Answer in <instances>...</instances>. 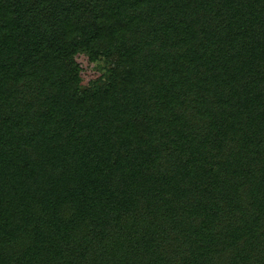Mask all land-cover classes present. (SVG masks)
Listing matches in <instances>:
<instances>
[{"label":"trees","instance_id":"16d2710c","mask_svg":"<svg viewBox=\"0 0 264 264\" xmlns=\"http://www.w3.org/2000/svg\"><path fill=\"white\" fill-rule=\"evenodd\" d=\"M0 264H264V0H0Z\"/></svg>","mask_w":264,"mask_h":264},{"label":"rangeland","instance_id":"374dc122","mask_svg":"<svg viewBox=\"0 0 264 264\" xmlns=\"http://www.w3.org/2000/svg\"><path fill=\"white\" fill-rule=\"evenodd\" d=\"M78 60L81 62L83 67V77L84 81H89L91 78L95 76V74L101 72L100 65H98V62H91L87 57L80 55L78 56Z\"/></svg>","mask_w":264,"mask_h":264}]
</instances>
